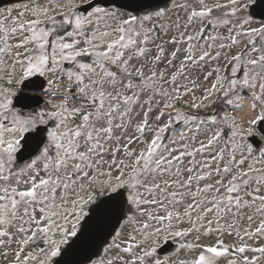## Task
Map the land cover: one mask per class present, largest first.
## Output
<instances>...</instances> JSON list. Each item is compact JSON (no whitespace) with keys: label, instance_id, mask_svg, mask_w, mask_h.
Masks as SVG:
<instances>
[{"label":"snow or ice","instance_id":"1","mask_svg":"<svg viewBox=\"0 0 264 264\" xmlns=\"http://www.w3.org/2000/svg\"><path fill=\"white\" fill-rule=\"evenodd\" d=\"M249 2L0 13V260L174 264L163 233L186 253L175 264H264V22ZM25 88L45 109L21 114Z\"/></svg>","mask_w":264,"mask_h":264},{"label":"rangeland","instance_id":"2","mask_svg":"<svg viewBox=\"0 0 264 264\" xmlns=\"http://www.w3.org/2000/svg\"><path fill=\"white\" fill-rule=\"evenodd\" d=\"M252 1H253V0H250L249 3H251ZM209 2H211V0H209ZM221 2H224V0H221ZM24 5H25V4H17V5H12V6H9V7H4V8H1V9H0V13H4V14H6L5 10L8 9V8H16V9H20V10H22ZM196 6H197V8H199V5H196ZM164 7H170V4L168 3V4H167L166 6H164ZM138 14H140V13H138ZM246 14L249 15L247 9H246ZM171 15H172L173 17H175L176 13L173 12V13H171ZM180 15L183 16L184 13L181 12ZM11 16H12L13 19H15L16 16H17V12H16V11H13V12L11 13ZM249 16H250V15H249ZM2 18H3V16H0V19H2ZM26 18H28V17H26ZM252 20H253V22H254V26H255L256 24H258V23L263 22V21H260V20H257V19H253V18H252ZM230 70H231V69H230V66H229L227 69H225L226 74H230ZM46 98H47L48 100L50 99L48 96H46ZM44 109H45V107H44ZM40 111H41V110H40ZM23 115L26 116V115H28V114H23ZM119 230H120V229H119V227H118V229H117L116 231H119ZM167 238H171L172 240H174L171 236H168ZM167 238H166L165 234L161 233V235H160L159 237H154V238H153V246H154V247H157L161 242H163V241H164L165 239H167ZM111 239H112V238H111ZM111 239H110L109 242H111ZM215 239H216L215 236H210V237H207V238H202L200 242L203 243V244H209V243H213V242L215 241ZM223 239H224L225 244H229V245H230V244H232L233 242L239 243V241L237 240V238H236V236H235V233H233L232 236H229V235H227V233H225ZM174 241L180 243V241H178V240H174ZM256 242H257V241H249V243H256ZM260 242H261V243H264V241H260ZM102 251H103V250H102ZM185 255H186V253L183 252V251H181V250H178V251H176L175 253L167 254V255H158V254H157V256H158L161 260L171 259V260L174 262V264H175V261H176L178 258H182V257H184ZM249 255H251V253H249ZM0 264H6V262L3 261V260H0ZM225 264H226V262H225Z\"/></svg>","mask_w":264,"mask_h":264},{"label":"water","instance_id":"3","mask_svg":"<svg viewBox=\"0 0 264 264\" xmlns=\"http://www.w3.org/2000/svg\"><path fill=\"white\" fill-rule=\"evenodd\" d=\"M164 1H166V0H140V2L147 3V4H150V5H155V4H158L160 2H164ZM133 2H135V0H119V1H117L118 4L133 3ZM251 11L253 12V15H255V16H259V17L263 16L264 1L263 0H259L255 5L252 6V10ZM18 103H19V101H18ZM30 104H31V101L28 103L27 106H29ZM176 249H177V245L172 243L171 241L167 240L166 242H164V244H162L158 248L157 251H158V253L162 254V253H167V252L174 251ZM66 259H68L71 262V264H74V262L77 259V257L76 256H72V257H68ZM61 264H64V261H61Z\"/></svg>","mask_w":264,"mask_h":264}]
</instances>
